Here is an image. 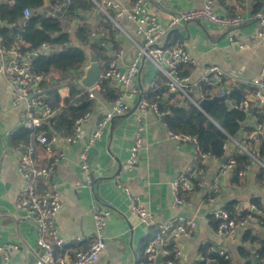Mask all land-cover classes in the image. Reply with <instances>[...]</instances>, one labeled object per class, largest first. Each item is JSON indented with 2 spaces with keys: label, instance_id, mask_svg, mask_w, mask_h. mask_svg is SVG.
Returning a JSON list of instances; mask_svg holds the SVG:
<instances>
[{
  "label": "crops",
  "instance_id": "crops-1",
  "mask_svg": "<svg viewBox=\"0 0 264 264\" xmlns=\"http://www.w3.org/2000/svg\"><path fill=\"white\" fill-rule=\"evenodd\" d=\"M116 1L129 7L134 3V0ZM262 2L261 10L264 11V0ZM204 4L205 0H150V9L158 12L165 21L174 12L202 7ZM253 4L254 0H225V4L222 0H215L214 9L217 12L229 13L232 7L237 14L246 17V22L232 31L204 20L189 21L172 29L174 31L168 42L166 36L161 43H172L179 39L185 42L196 59V64L190 66V77L193 80L200 78L209 66L216 64L240 78V83L247 84L258 79L264 71V39L257 36L259 23L252 18ZM48 5L50 6L49 2ZM53 9L52 12L47 8L51 14L54 13L53 16L63 15V9ZM80 15L91 21L94 40L99 35L96 27H99L101 11L95 8L81 11ZM116 19L118 24L115 25L122 32L118 36L121 48L119 52H115L110 47L109 52L114 55L120 69L126 70L137 56L138 44L143 42V36L136 31L134 21L126 16H117ZM65 20L67 29L76 28L77 18ZM231 36L234 41L229 39ZM153 66L148 61L142 63L141 71L134 80L139 93L127 96L125 113L115 116L113 128L112 121L108 123L102 137L92 147L90 160L93 184L87 181L82 169L80 152L98 122L110 110L111 101L100 93L95 95L96 106L77 139L61 137L60 144L55 146L51 156L40 148V163H47L50 158L58 157L52 179L58 183L62 208L55 221L65 243L61 247H55V252L57 255L69 252L70 256H74L92 245L96 239L93 207L97 203L111 213L107 216L104 230L107 246L94 264H136L144 241L152 229L176 215L195 217L198 227L191 235L172 240L180 251L178 260L173 264H198L203 259L204 250L219 253L224 251L233 264H244L241 247L249 246L254 249L256 246L243 241L247 228L234 235L219 233L209 221L208 216L213 207L206 201V196L212 185L217 183V203L221 205L236 200V209L243 211L253 197H261L264 202V180L261 168L256 163H251L245 175L235 180L232 167L214 158L205 160L206 169L201 189L192 191L181 206L174 207L172 183L196 163L194 150L191 143L172 137L164 121L150 109L146 115L147 129L138 163L133 170H122L136 137L139 97L141 94L143 96L144 90L152 87L159 74L156 66ZM113 84L118 88L117 84ZM59 92L62 96H67L71 92V85H61ZM23 108L24 105L14 103L12 87L0 74V243L4 246L0 251V264H19L23 261L35 264L44 251L38 244L36 221L17 206L23 176L18 169L19 146L10 143V136L22 124ZM247 124L254 125V118L250 117ZM244 135L247 134L243 131L242 137ZM233 149V144H230L228 150ZM117 178L152 213L153 225L146 226L133 214L128 194L117 183ZM46 181L42 179L40 186L43 187ZM248 228L264 235V227L256 221ZM155 264H163L162 259Z\"/></svg>",
  "mask_w": 264,
  "mask_h": 264
},
{
  "label": "built area",
  "instance_id": "built-area-1",
  "mask_svg": "<svg viewBox=\"0 0 264 264\" xmlns=\"http://www.w3.org/2000/svg\"><path fill=\"white\" fill-rule=\"evenodd\" d=\"M71 1L67 0L68 3ZM93 1L101 12H104L112 19L114 24H118L117 16H126L134 21L136 23V31L143 36V42L138 44L137 56L126 70L120 69L116 61L113 60L105 72H101V77L109 78L113 83L117 84L121 93L120 96L111 102L110 110L98 122L80 152L81 166L90 184H93L94 181L90 151L96 141L102 137L104 129L111 119L116 115L125 113L127 110V96L139 93V88L134 83V80L139 75L144 61L151 62L156 66L158 72L165 76L166 83L172 91L181 92L204 112L206 110L200 103L203 99L212 98L216 95L225 96L232 85L241 82L240 78L228 73L216 64L209 66L206 72L197 80L191 79L190 74L182 75V66H193L196 64V59L187 49L182 39L167 44L161 43L169 31L186 22L197 20L208 21L234 31L240 28L247 20L243 14L230 15L217 12L214 9L215 0H205V4L202 7H193L174 12L165 21L161 19L158 12L150 9V0H134L133 5L130 7L116 0ZM111 12H115L116 15H112ZM24 14L29 16L31 10L26 8ZM252 18L259 23L257 36L264 39V11H257L252 14ZM229 39L234 41L233 36ZM240 46L243 47L242 44ZM48 50V46L43 44L39 51L47 53ZM32 54L35 55L37 52L22 54L18 47L8 46L3 36L0 35V74L7 79L12 87L14 103L24 105L21 111V123L28 128L34 129L41 126L53 114V110L49 104L45 103V96L38 86L44 77L33 71L31 66ZM204 83L216 85L217 93L213 91L212 97H206L202 92ZM247 84L254 86L255 90L246 94L240 106L256 110L257 115L253 117L255 122L254 130L243 137H231L225 147L229 148V145L233 144L240 152L249 155L251 162L256 163L261 168L264 180V157L260 158L257 155L260 140L264 139V71H262L258 79L247 82ZM152 86H154V83ZM90 97H95L92 89ZM150 109H154L162 115L156 103L151 104L146 98L142 97L136 112L137 130L135 141L129 148V156L122 168L123 171L133 170L138 163L140 151L143 147V137L147 129L146 115ZM91 114L92 112H87L76 120L75 137L72 140L77 139L81 135L83 126L89 120ZM170 134L176 140L192 144L195 161H197L199 156L203 160L217 159L210 154L202 153L198 140L194 136L171 132ZM60 140V135L40 133L35 141L23 143L19 146L18 169L23 176V183L17 196V206L25 210L36 221L38 244L44 251L35 264H94L107 246L104 230L107 224V216L111 213L110 210L102 209L97 203L93 207L96 239L92 245L88 249L78 251L74 256H70L69 252L59 255L55 252V247H61L65 243V239L60 234L55 221L56 215L62 208L58 183L52 179L58 157L50 158L47 163L41 164L36 152L37 144H40L45 153L51 156L55 146L60 144ZM235 163V159L231 158L227 165L234 170ZM249 166L238 174L240 176L245 175ZM187 172L193 176L204 177V171L194 170L193 165L189 167ZM42 179L47 180L43 187L40 186ZM116 181L128 194L133 214L146 226L153 225V215L140 198L133 194L129 187L124 186L119 178ZM192 186V179L187 174L184 173L176 177L172 183L174 207L177 208L184 203L185 199L182 195V190L191 189ZM218 191V184H213L206 196V201L212 204L211 213L219 220L216 229L219 233L234 235L241 229L248 228L253 221L257 222L256 217L252 214L242 217L232 216L230 211L225 208V205L217 203ZM247 209L256 210V206L251 202ZM197 227V219L185 215H176L159 223L154 236L149 240L145 248L149 264H155L159 254L163 257L171 253V250L167 248L170 241L191 235ZM3 249L4 246L0 243V251ZM175 250L178 257L180 251L177 247H175ZM221 253H224V251H221ZM173 263L171 260L168 262V264ZM19 264L31 263L23 261Z\"/></svg>",
  "mask_w": 264,
  "mask_h": 264
},
{
  "label": "trees",
  "instance_id": "trees-1",
  "mask_svg": "<svg viewBox=\"0 0 264 264\" xmlns=\"http://www.w3.org/2000/svg\"><path fill=\"white\" fill-rule=\"evenodd\" d=\"M46 1L53 8L63 9V15L53 16L45 7ZM222 3L225 4V0H222ZM262 6V0H254L252 14L261 10ZM26 8L31 10L29 16L24 14ZM95 8L97 5L93 0H72L70 3L67 0H0V35L8 46L18 47L22 54L37 52L35 55L32 54L31 66L36 74L44 77L38 86L45 96V103L49 104L53 110V114L39 127L31 129L21 124L10 136L12 145L20 146L23 143L33 142L40 133L57 134L63 139L72 140L75 137L76 120L94 110L96 96L91 98V89L80 84L84 74L83 68L89 62L87 48H91L97 54L101 72L104 73L110 62L114 60V55L109 52L110 47L115 52L120 51L121 42L118 36L122 33L112 19L101 12L99 27H96L99 35L93 40V25L90 20L82 17L80 12ZM111 14L114 15L112 12ZM228 14L237 15V12L231 7ZM65 18H77L76 28L67 29ZM76 41L79 43L77 44ZM43 44L49 48L47 53L39 51ZM190 69V66H182V75H189ZM64 84L71 85V92L67 96H62L59 92V87ZM216 88L217 86L212 83H204L202 92L206 97H212L213 91L217 93ZM98 90L111 102L121 93L109 78L103 76L99 80ZM254 90L255 87L250 84L236 83L229 88L224 100L211 104L204 112L181 92L172 91L166 83L165 76L159 72L154 80V86L144 90L143 96L151 104H157L164 123L171 133L194 136L198 140L202 153L210 154L220 161L229 151L225 144L231 137L239 138L242 137L243 131L249 134L254 130V125L247 124V121L250 117L257 115L256 110L249 111L250 109L240 106L246 94ZM40 148L43 150V147L37 144L38 159ZM257 155L260 158L264 157V139L260 140ZM231 158L236 161L234 179L239 180L241 176L238 173L247 169V166L252 163L251 158L236 147L230 151L225 164H228ZM41 164L45 163L41 162ZM193 169L205 171L206 163L201 156L193 165ZM185 174L193 182L191 189L182 190L186 200L192 191L201 189L203 177L190 175L189 172ZM251 201L255 204L256 210L238 211L236 200L227 202L225 208L232 216L242 217L252 214L264 227V202L261 197H253ZM208 217L212 226L217 229L219 220L213 213H210ZM156 230L157 227L153 228L146 237L141 256L136 264H149L145 248ZM243 241L256 245L254 249L249 246L241 247L244 264H264V235L254 233L251 228H247L243 234ZM167 248L171 250V253L162 257V263L168 264L170 260L175 263L178 260L175 243L170 241ZM198 264L233 263L225 252L204 250L203 259Z\"/></svg>",
  "mask_w": 264,
  "mask_h": 264
},
{
  "label": "water",
  "instance_id": "water-1",
  "mask_svg": "<svg viewBox=\"0 0 264 264\" xmlns=\"http://www.w3.org/2000/svg\"><path fill=\"white\" fill-rule=\"evenodd\" d=\"M45 7L50 9L52 12L54 11V9L52 7H50L48 5V2H45ZM174 30H171L168 35H167V42L170 39V36L172 35ZM76 43L78 44L79 42L76 41ZM87 54L89 56V64L83 68L84 71V75L82 76V78L80 79V84L86 88L92 89L95 93V95H99V90H98V83L99 80L101 78V65L100 62L98 60V56L97 54L92 50V49H87ZM142 94L139 97V101L142 99ZM225 96H220V95H216L212 98H206L203 99L200 103L201 105L205 108V110L207 111L209 109V106L213 103H216L220 100H224ZM139 103V102H138ZM153 112L155 113V115L160 118V120L164 121L163 119V115H160L158 112H156L154 109H152ZM249 111H252V109H250ZM115 117H113L111 119L112 121V128L114 126L113 124V120ZM230 155V151H228L223 158L220 160V162L222 164H225V162L227 161L228 157ZM162 259L161 254H159L157 256L156 262L160 263Z\"/></svg>",
  "mask_w": 264,
  "mask_h": 264
},
{
  "label": "rangeland",
  "instance_id": "rangeland-1",
  "mask_svg": "<svg viewBox=\"0 0 264 264\" xmlns=\"http://www.w3.org/2000/svg\"><path fill=\"white\" fill-rule=\"evenodd\" d=\"M113 13V12H112ZM114 14V13H113ZM151 63V62H150ZM154 67V66H153ZM155 68V67H154Z\"/></svg>",
  "mask_w": 264,
  "mask_h": 264
}]
</instances>
